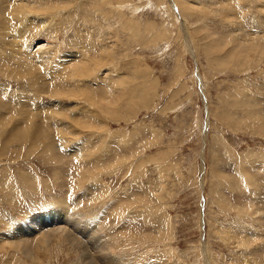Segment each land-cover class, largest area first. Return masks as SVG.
I'll return each instance as SVG.
<instances>
[{
	"label": "rangeland",
	"instance_id": "374dc122",
	"mask_svg": "<svg viewBox=\"0 0 264 264\" xmlns=\"http://www.w3.org/2000/svg\"><path fill=\"white\" fill-rule=\"evenodd\" d=\"M0 93V264H264V0H0Z\"/></svg>",
	"mask_w": 264,
	"mask_h": 264
},
{
	"label": "bare ground",
	"instance_id": "6f19581e",
	"mask_svg": "<svg viewBox=\"0 0 264 264\" xmlns=\"http://www.w3.org/2000/svg\"><path fill=\"white\" fill-rule=\"evenodd\" d=\"M2 41V40H1ZM40 51H43L44 52V50H46V49H43V50H41V49H39ZM38 51V50H37ZM50 51V50H49ZM40 53V52H39ZM42 55V54H41ZM40 55V56H41ZM30 56V54L29 55H25V57H24V55H23V58H28ZM72 56H74V55H72ZM44 57V56H43ZM42 56H41V58L42 59H44L45 60V58H43ZM40 57H39V60H42ZM27 60V59H26ZM38 60V59H37ZM32 61H33V63L36 61V59L33 57V59H32ZM78 61H81V60H79L78 58H74V61H72L73 62V64L74 63H78ZM39 62V61H38ZM42 62V61H41ZM41 62H39V64H41L42 65V63ZM45 62V61H44ZM78 67V69L79 68H84V66L80 63V64H78V65H75V67ZM41 67V66H40ZM46 68V67H45ZM38 70V69H37ZM78 71H81V70H78ZM82 71H84V70H82ZM25 74V73H24ZM40 81V80H39ZM35 84V82H33V84L31 83V85H34ZM30 86V85H29ZM46 88V87H45ZM40 89V88H39ZM44 89V88H43ZM43 89H40V91H43ZM48 89V88H47ZM61 91V90H60ZM47 92H49L48 90H47ZM2 94L3 93H0V102H1V104L2 105H0V107H8V106H4L3 105V103H2V100H3V98H2ZM54 95L53 96H59V93H53ZM4 101V100H3ZM104 104V103H103ZM56 115H52V114H48L46 117H44V119L41 121V123L40 122H38L39 120H37V122H38V125H37V127H36V136L38 137V138H43V137H45L44 136V134H47V133H49L51 130H52V128L50 127L51 125V123H53V129H54V127L56 128V125H55V123H54V121H57L56 120ZM35 119H37V117H34ZM45 123H50L49 125H45ZM43 127H47L46 129H44ZM17 131L18 132H20V130L19 129H17ZM18 132H15V133H18ZM60 133V132H59ZM52 210V212L53 213H47L48 211H46V212H44V214H41V215H38L39 217H36L35 218V220L36 221H34L35 223H38L39 221H41L42 223H43V227L42 228H44V227H47L50 223H52V224H55V227H57L58 228V226L59 225H65L64 223H66L68 220H69V222L68 223H70V226L72 225L71 223H72V220H73V223H74V226L75 227H73V229L72 230H70L67 226H65V228L64 229H61L60 230V228L59 229H55L53 226L51 227L52 229L50 230V231H48L47 233H41L42 235H39V239H41L40 240V242H41V246L42 247H47V245H49V243H50V241H51V234L53 233V232H55V231H61V232H63V233H65V234H67L66 236L68 237V239H70L71 241H72V243H74L73 245H75L76 247H79L78 245H80L81 243L80 242H82V241H79V239L78 238H76L75 236H73L72 234H75V233H80V231L83 233V232H86L87 230H88V225L89 226H92V224H90V222H88L87 221V218L85 217V216H74V217H71L70 215L71 214H69L68 215V217L66 216V214H64L65 212L67 213L68 212V209L67 208H56V210H53V209H51ZM38 214H40V213H38ZM76 214V213H75ZM66 217V218H65ZM54 219H57L58 221L57 222H52V220H54ZM34 220V219H33ZM32 221V219L29 221V222H31ZM44 221V222H43ZM33 225V227H30V228H32L31 230H29V232H28V234H25V230L22 228H19L14 234H16V235H14V236H16V237H19V238H17L16 240V243L18 242V241H24V239L25 238H27V241L26 242H18L20 245H23L24 246V248H25V254L27 255V256H30L31 257V259L32 260H37V256H35L33 253H32V250H33V244L28 240V238H30L31 236H33V235H35V237H36V235L37 234H35L34 233V231H33V228H36V224H32ZM26 228V227H25ZM21 230V231H20ZM44 232V231H43ZM99 232H97V231H90L89 230V239H87V240H92V242L90 241V244L92 243V244H96L98 247H96V248H98L99 250L98 251H96V253H94L95 251H93V253H91L90 252V250L88 251V249L87 248H82L81 250H82V255H85V258H88V259H90V263L89 262H87L88 264H100V263H103V264H105L106 262H107V260H108V263H109V260L111 259V257H110V259H108V256H106V252H104L105 253V255H103L104 253H102V251L104 250V251H107V245H108V242H107V245H106V247L104 246V243H103V241H102V239H100V238H102V236H95V235H93V234H98ZM39 234V233H38ZM9 235V234H8ZM7 235V237H9ZM77 235V234H76ZM66 237V238H67ZM99 237V238H98ZM5 238V237H4ZM12 237H10V239H11ZM33 238V237H32ZM82 238V237H81ZM9 239V238H8ZM23 239V240H22ZM100 239V240H99ZM1 240H2V238H1ZM5 240V239H4ZM17 243V245H19ZM31 243V244H30ZM2 244V243H1ZM16 245V246H17ZM39 245V244H38ZM81 246V245H80ZM94 249V248H93ZM109 253V252H108ZM98 254H100V256L102 257V256H104V262L103 261H101L100 260V256L98 255ZM108 255V254H107ZM83 257V256H82ZM100 257V258H99ZM89 261V260H88ZM118 263V262H117ZM116 264V263H115Z\"/></svg>",
	"mask_w": 264,
	"mask_h": 264
}]
</instances>
